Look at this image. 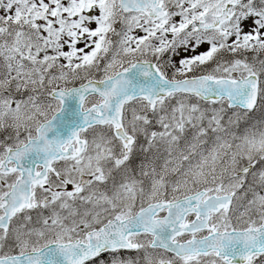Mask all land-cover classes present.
Instances as JSON below:
<instances>
[{
    "label": "snow or ice",
    "instance_id": "1",
    "mask_svg": "<svg viewBox=\"0 0 264 264\" xmlns=\"http://www.w3.org/2000/svg\"><path fill=\"white\" fill-rule=\"evenodd\" d=\"M0 264H264V0H0Z\"/></svg>",
    "mask_w": 264,
    "mask_h": 264
}]
</instances>
